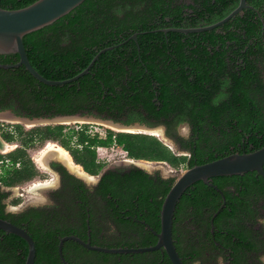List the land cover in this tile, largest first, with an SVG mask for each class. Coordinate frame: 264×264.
I'll return each instance as SVG.
<instances>
[{"label": "trees", "instance_id": "trees-1", "mask_svg": "<svg viewBox=\"0 0 264 264\" xmlns=\"http://www.w3.org/2000/svg\"><path fill=\"white\" fill-rule=\"evenodd\" d=\"M36 1L1 0V6L18 10ZM179 1L86 0L52 25L25 36L31 65L54 81L77 76L101 50L114 48L103 53L87 75L64 86L45 85L24 66L0 68V110L18 106V110L33 117L87 113L126 125L164 124L169 136L189 146L190 155L177 156L149 134L107 130L106 137L101 138L89 134L88 124L76 125L77 128L41 126L25 133L23 126L15 125L14 132H2L7 143L22 138V147L0 155V163L5 165L0 177L3 186L29 183L39 176L26 150L36 141L58 143L90 176H98L106 167L98 160L100 147L118 145L129 159L164 162L174 169L182 165L191 168L264 147V105L259 103V97L264 95V75L258 70L259 62L264 67V0H247L251 8L217 29L166 33L163 30L169 28L215 24L240 2L201 0L196 7ZM233 26L236 30L231 31ZM224 38L237 47L234 53L239 64L234 65L230 76L224 62L228 50ZM211 53L216 54L214 57L221 65L213 66ZM18 61V55H0V64ZM236 68L239 70L235 71ZM228 82L232 84L231 91L223 99L215 100L219 86ZM210 84H216L215 91L208 88ZM219 104L223 106L217 107ZM151 118L157 122H151ZM184 122L192 131L187 140L178 138L176 133L177 126ZM59 168L64 186L56 193L54 205L31 207L19 214L6 213L3 201L8 194L0 191V218L32 237L37 249L35 264H64L59 244L66 236L107 248H141L157 243L154 231H161L162 205L176 178L165 179L137 167L117 168L106 173L92 192L64 167ZM210 182L223 192L226 200L214 226L211 220L223 205V196L202 181L185 192L175 212L173 236L184 264H218V256L230 264H249V260L258 264L257 254H264V225L257 228L264 219V178L249 172L215 177ZM66 191L73 192V209L77 207L75 201L82 200L77 208L83 211L79 212L83 233L68 222L70 208L60 198ZM11 203L16 206L20 201ZM99 208L104 218L119 217L116 223L120 224V234L105 231L101 236L94 222H87V214ZM127 216L146 225L126 219ZM89 228L91 235L87 234ZM28 253L29 245L23 238L0 230V264H25ZM63 255L69 264H172L164 250L108 254L91 251L74 241L64 243Z\"/></svg>", "mask_w": 264, "mask_h": 264}, {"label": "water", "instance_id": "water-1", "mask_svg": "<svg viewBox=\"0 0 264 264\" xmlns=\"http://www.w3.org/2000/svg\"><path fill=\"white\" fill-rule=\"evenodd\" d=\"M86 0H38L28 7L18 10H7L2 8L0 0V55H18L19 61L16 64H0L2 69H14L24 66L27 71L36 78L39 82L51 86H64L71 84L80 78L87 75L90 69L94 66L99 57L114 47H108L101 50L93 59L87 69L78 74L77 76L64 81L48 80L43 77L38 71H36L31 65L24 45V37L41 30L47 26L52 25L62 17L71 13L74 9L84 3ZM249 6L247 0H240L239 5L234 9L227 17L221 21L206 27L198 28H169L163 30L164 32H178V33H200L211 31L226 23L230 22L237 15L242 13ZM133 39L137 40V36L134 35ZM0 116H6L15 123H21L22 119L17 118L11 112H0ZM28 125H40V124H88L89 122H98L109 125L116 132L124 133H142L151 134L154 129L140 123L132 125H126L120 122H115L111 119L98 118L97 115H89L87 113H78L75 115L57 116L53 119H34L23 120ZM4 141L0 138V150H2ZM49 163V161H48ZM49 165V164H48ZM131 165L140 168L139 166L131 163ZM141 169V168H140ZM107 170H104L102 175ZM249 172H257L264 178V147L256 150L252 153L245 154H232L213 162H209L203 165H197L191 168H187L182 172L175 180L169 193L167 194L161 209V231L155 232L158 240L154 246L141 247V248H107L102 246H95L91 244V241H84L76 236H66L61 239L59 244V252L61 260L64 264H69L63 255V246L67 241H74L79 243L86 249L91 251H97L108 254H142L147 252H155L164 250L168 255L172 264H184L183 259L180 257L173 236L174 218L175 212L182 196L185 192L193 186L195 183L202 181L210 187H214L222 196L224 203L221 208L213 215L211 220L212 226H214V219L223 210L226 204L223 192L214 184L210 182L212 178L222 176H237L243 175ZM101 175V176H102ZM0 230L19 236L23 238L29 245V253L25 264H35L37 249L32 237L28 232L11 222L0 218Z\"/></svg>", "mask_w": 264, "mask_h": 264}, {"label": "rangeland", "instance_id": "rangeland-1", "mask_svg": "<svg viewBox=\"0 0 264 264\" xmlns=\"http://www.w3.org/2000/svg\"><path fill=\"white\" fill-rule=\"evenodd\" d=\"M3 116L0 117V138L3 139L2 132H7V133H12L14 132V127L17 124L20 123H15L11 119H6L2 118ZM5 117V116H4ZM3 119V120H2ZM21 125V124H20ZM57 125V124H55ZM52 123H47V124H40V125H21L23 126V130L25 133L31 131L32 129L36 127H41V126H55ZM65 125V124H64ZM67 126H72L76 127V125H82V124H66ZM88 125H90L89 129V134L91 136L99 135L101 138H105L107 134V130H112L111 128L115 129L114 127H110L109 125H106L104 123H98V122H89ZM117 130V129H115ZM114 131V130H112ZM116 132V131H115ZM181 134L183 136H187L189 134V129L187 127H182L180 130ZM157 137L160 141L165 143L166 145L169 146V148L172 150L173 153H175L177 156L183 155L182 153H178L177 146L168 141L163 137V130H157L154 131V133H151ZM22 138L16 137L14 142L7 143L4 139V141L7 143L8 147L6 148L5 151H0V155H7L16 149H19L22 147ZM59 147L63 151H66L64 148H62L58 143H55L53 141H47L46 143L42 144L40 141H36V143L32 146L27 148V153L29 154L32 162L36 166L37 171L39 172V176L36 177L33 181L29 183H24L21 185H17L14 187L8 188L10 192V204L11 206H14L11 202L13 200L18 199L20 201V204L16 205V210L10 209L12 211H20L23 209H26L28 207H47L52 205V201L50 199V188L55 187V183L57 181V175L53 173V171H50L47 167L40 168V166L37 165L36 159L37 158H43L44 156L45 159H47V155H49V151L51 147ZM55 149V148H54ZM68 153V151H66ZM97 155H98V160L101 161L106 167L104 169L110 168V167H118V168H123V167H131V163H134L135 165L139 166L141 169L147 171L148 173L152 175H160L161 177L165 179H171V178H178L179 175L184 172L187 167L182 165L179 169H174L170 165L164 162H149V161H144V160H132L129 159L127 156V153L118 145H114L112 147L108 148H97ZM69 159L71 162H74V160L71 158L70 154L68 153ZM57 160L62 162L68 169L69 171L78 176L77 173L73 172L70 167L69 163L65 164L61 159L59 158H49V160ZM47 162V161H46ZM49 164V163H48ZM76 165V164H75ZM4 166L2 163H0V177L2 173L4 172ZM79 166V165H77ZM80 167V166H79ZM81 168V167H80ZM82 169V168H81ZM83 170V169H82ZM84 172V171H83ZM85 173V172H84ZM88 175V174H87ZM90 176V175H88ZM92 176H90L91 178ZM83 178V177H82ZM85 179L86 183L89 186H93L97 180L98 177H92V179ZM42 183L38 185V183ZM35 183V184H33ZM7 190V189H6ZM108 234L114 235L117 234L114 231H108ZM115 248V247H112ZM264 262V258H263Z\"/></svg>", "mask_w": 264, "mask_h": 264}, {"label": "flooded vegetation", "instance_id": "flooded-vegetation-1", "mask_svg": "<svg viewBox=\"0 0 264 264\" xmlns=\"http://www.w3.org/2000/svg\"><path fill=\"white\" fill-rule=\"evenodd\" d=\"M200 1L201 0H199V2H197L196 0H180L179 1V3L180 4H184V5H186V6H190V5H193V6H196V7H198V5H199V3H200ZM198 4V5H197ZM247 5H248V3H247ZM249 6V5H248ZM248 8H251V6H249ZM247 8V9H248ZM246 10V9H245ZM185 11H188V12H190V13H192V10H189V9H185ZM241 15H243V12L242 13H240ZM229 23V22H228ZM227 24V23H226ZM235 24V23H234ZM237 24V23H236ZM210 26V25H209ZM206 27V26H205ZM222 27V26H221ZM217 29V28H216ZM234 30H236L235 29V26H233L232 28H231V31H234ZM222 33H225V35H226V33L227 32H222ZM224 40H225V43H226V46H225V49H228L227 50V52L225 53V55H224V57H225V63L227 64V67H228V70H229V72H228V70H225V72H226V74H227V72H228V76H230V71L231 72H233L234 70H233V67H234V65L235 64H239V62H236L237 61V58H238V56H236V54L234 53V51H236V46H234L236 43L235 42H233V41H230V40H228V39H226V38H224ZM216 41H218L217 39H216ZM215 41V42H216ZM220 44V43H219ZM216 54L215 53H211V56H212V58H211V60H210V62H213V66L214 67H216V65H221V63H220V61L219 60H216L215 59V56ZM199 55H197V57H198ZM259 68H258V70H259V72L260 73H262V75H264V67H263V65H262V63H260L259 62ZM239 69L238 68H236L235 69V71H238ZM264 77V76H263ZM224 78V77H223ZM224 80H226L225 78H224ZM215 86H216V84H210L209 86H208V88L210 89V90H213V91H215ZM231 88H232V84H230L229 82L228 83H226V84H222V85H220L219 86V93L218 94H216L215 96H214V98H215V100H221V99H223L224 98V96H225V93H227V92H229V91H231ZM221 94H222V98H221ZM220 98V99H219ZM259 103L261 104V105H264V95H261L260 97H259ZM259 105V104H258ZM221 106H223L222 104H219V105H217V107H221ZM19 108H18V106H16V107H14V108H7V109H5V110H0V112H11L14 116H16L17 118H20V119H22V122L20 123L21 125H28L27 123H25L23 120H34V119H53V118H55V117H57V116H55V117H49V116H42V117H33V116H30L29 114H31V113H29V112H26V111H23V110H18ZM227 112V111H226ZM96 115V114H95ZM60 116H65V115H60ZM97 117L98 118H103V119H108V118H104V117H99L98 115H97ZM110 119V118H109ZM112 120V119H111ZM150 121L151 122H157L156 120H154V119H150ZM136 123H139V122H136ZM20 124H17V125H20ZM124 124V123H123ZM135 124V123H134ZM141 124V123H140ZM59 125H64V124H59ZM146 125V124H145ZM146 126H148V127H150V128H152V129H154V130H163V137L165 138V139H167L168 141H170L171 143H173L174 145H176L177 146V149H178V153H182L183 155H190V149H189V146L187 145H183L182 143H180V142H178V140H177V138L176 137H171V136H169L168 134H167V127L164 125V124H160V125H155V126H153V125H146ZM182 127H187L188 129H189V134L187 135V136H183L182 134H181V132H180V130H181V128ZM154 133V132H153ZM176 133H177V135H178V138L180 137V138H183V139H185V140H187V139H189L190 138V136H191V134H192V131H191V127L189 126V124H188V122H184V123H181V124H179L178 126H177V129H176ZM149 135H153V134H149ZM153 136H155V135H153ZM2 141H4L3 139H2ZM5 142V141H4ZM6 143V142H5ZM7 144V143H6ZM165 144V143H164ZM9 145V144H8ZM166 145V144H165ZM166 146H168V145H166ZM169 147V146H168ZM170 149V148H169ZM171 150V149H170ZM69 153V152H68ZM70 154V153H69ZM71 156V155H70ZM72 158V157H71ZM73 159V158H72ZM49 160V159H48ZM20 166V164H18V167ZM47 166L49 167L48 169L50 170V171H53V173H55L56 175H57V181H56V185H55V187L54 188H50L51 189V192H50V199H51V201H52V205H54L55 204V202H56V199H57V195H56V193H58L59 191H61L62 190V188H63V186H64V183H63V175H62V173H61V171H60V168L59 167H64L67 171H68V173L70 174V175H72L73 177H75L76 179H78V180H80V181H82L83 183H84V185L88 188V189H92V192H94V190L99 186V184H100V182H101V180H102V177L106 174V173H108L109 171H114L115 169H117L118 167H110V168H107V169H104V170H107L103 175H102V173H103V171L98 175V176H92V177H98V180H97V182L93 185V186H89L87 183H86V181H85V179L84 178H82V177H78V176H76V175H74V174H72L70 171H69V169L62 163V162H60V161H57V160H52L51 159V161L49 160V165H48V161H47ZM81 167V166H80ZM131 167H135V166H131ZM131 167H129V168H131ZM82 168V167H81ZM125 168H127V167H125ZM188 168V167H187ZM83 169V168H82ZM84 171V170H83ZM85 172V171H84ZM147 172V171H146ZM86 173V172H85ZM148 173V172H147ZM87 174V173H86ZM150 174V173H149ZM102 175V176H101ZM152 175V174H151ZM33 184H35V183H33ZM40 184H42V183H38V185H40ZM8 188H10V187H5V186H3L1 183H0V191L1 192H4V193H7L8 194V197L3 201V203L6 205V208H5V211H6V213H13V214H19V213H22V212H24L25 210H27L28 208H31V207H28V208H26V209H23V210H20V211H18V212H16V211H12V210H10V209H13V210H16V207L17 206H11V205H9L10 204V190L8 189ZM7 189V190H6ZM73 192L72 191H69V192H67L66 191V195H62L60 198H61V200L62 201H64V202H67L68 203V205H69V208H70V210H69V215H68V217H70L69 218V220H68V222L71 224V225H74L75 227H79V229H77V232H79V233H83L84 232V225L82 224V223H80V220H83V217H82V215H80L79 214V212L80 213H82L83 211L82 210H80L79 208H77L78 207V204H80V203H82V200H76L75 201V203L77 204V207L76 208H72V206H73V204H72V199H74L73 198ZM62 198H64V199H62ZM98 199L99 200H101L102 201V198L101 197H98ZM37 208H41V207H37ZM86 210H89V208H87ZM101 210V208H99V209H97V211L96 212H89L88 214H87V222L89 221V219L90 220H92L93 222H94V225H95V227H96V229H100V231H101V236H104V232L105 231H114V232H116L117 234H120L121 233V227H120V224L119 223H116V220H118V216H113V217H111V215H108L106 218H104V214H103V212L102 211H100ZM80 215V216H79ZM79 218H80V220H79ZM130 218H132L133 220H135L136 222H139V223H142V224H145L146 225V223L144 222V221H141V220H138V219H136V217H133V216H127L126 217V219H130ZM261 224H263L264 225V219L263 220H260V222H259V226L257 227V228H259L260 227V225ZM91 230H90V228H89V230L87 231V234L88 235H91V232H90ZM154 233H155V231H154ZM114 235H116V234H114ZM174 242H175V244H176V241L174 240ZM177 248V247H176ZM178 251V250H177ZM179 253V252H178ZM263 252H261V253H259V254H257V256H259L258 257V259H256V261H258L257 263L259 264H264V262H263V258H264V254H262ZM179 255H180V253H179ZM181 257V256H180ZM255 262V260L254 261H252V260H249L248 261V263L249 264H253ZM200 262H198V263H195V264H199ZM218 264H230V262L229 261H226L225 259H224V257L223 256H218Z\"/></svg>", "mask_w": 264, "mask_h": 264}, {"label": "bare ground", "instance_id": "bare-ground-1", "mask_svg": "<svg viewBox=\"0 0 264 264\" xmlns=\"http://www.w3.org/2000/svg\"><path fill=\"white\" fill-rule=\"evenodd\" d=\"M2 118L9 119L6 116L5 117L3 116ZM154 131H156V130H153L152 133ZM3 147L4 148L2 150H0V151H5L6 148L8 147V145L7 144L6 145L3 144ZM45 157L46 156H44L43 158H37L36 159V163H37L38 166H40V168L45 169L44 167H47V162L46 161H49L48 160L49 158L55 157V158L61 159L63 162H65V164L69 163L68 165H69L70 169L73 172L77 173L79 176L83 177L84 179L90 178V176H88L86 173H84L83 170L79 166H77L73 162H71V160L69 159L68 153L66 151H63L59 147H56V146L51 147V149L49 151V155H47V159H45ZM90 179H92V177Z\"/></svg>", "mask_w": 264, "mask_h": 264}]
</instances>
